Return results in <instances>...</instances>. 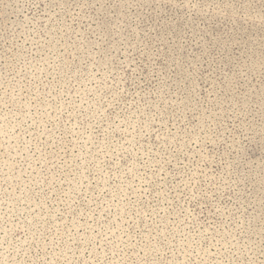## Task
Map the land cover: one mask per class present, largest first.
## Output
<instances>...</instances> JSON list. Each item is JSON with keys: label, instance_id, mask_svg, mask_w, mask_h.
I'll use <instances>...</instances> for the list:
<instances>
[{"label": "rangeland", "instance_id": "obj_1", "mask_svg": "<svg viewBox=\"0 0 264 264\" xmlns=\"http://www.w3.org/2000/svg\"><path fill=\"white\" fill-rule=\"evenodd\" d=\"M0 264H264V0H0Z\"/></svg>", "mask_w": 264, "mask_h": 264}]
</instances>
